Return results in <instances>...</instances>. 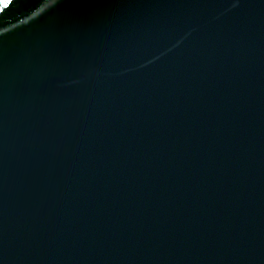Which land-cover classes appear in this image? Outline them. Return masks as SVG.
<instances>
[{"label": "water", "instance_id": "1", "mask_svg": "<svg viewBox=\"0 0 264 264\" xmlns=\"http://www.w3.org/2000/svg\"><path fill=\"white\" fill-rule=\"evenodd\" d=\"M0 264H264V0L0 4Z\"/></svg>", "mask_w": 264, "mask_h": 264}, {"label": "snow or ice", "instance_id": "2", "mask_svg": "<svg viewBox=\"0 0 264 264\" xmlns=\"http://www.w3.org/2000/svg\"><path fill=\"white\" fill-rule=\"evenodd\" d=\"M0 4H3L5 7H7V0H0Z\"/></svg>", "mask_w": 264, "mask_h": 264}]
</instances>
